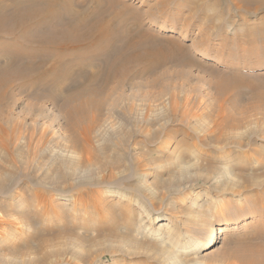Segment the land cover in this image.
<instances>
[{"label": "rangeland", "instance_id": "rangeland-1", "mask_svg": "<svg viewBox=\"0 0 264 264\" xmlns=\"http://www.w3.org/2000/svg\"><path fill=\"white\" fill-rule=\"evenodd\" d=\"M127 1L177 55L0 89V264H243L264 245V6Z\"/></svg>", "mask_w": 264, "mask_h": 264}, {"label": "bare ground", "instance_id": "bare-ground-1", "mask_svg": "<svg viewBox=\"0 0 264 264\" xmlns=\"http://www.w3.org/2000/svg\"><path fill=\"white\" fill-rule=\"evenodd\" d=\"M257 3L256 11L264 0ZM144 21L127 0H0V89L4 94L12 86L13 75L52 85L67 84L89 67L97 70L92 80L100 70L123 79L138 63L157 69L177 54L164 51L166 43L149 36ZM85 86L81 91L91 88ZM216 234L210 233V244ZM239 257L243 264H264V245L245 248Z\"/></svg>", "mask_w": 264, "mask_h": 264}]
</instances>
